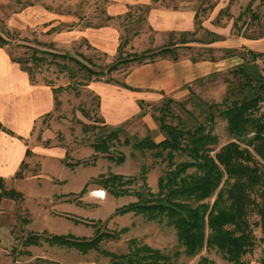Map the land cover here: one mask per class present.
Masks as SVG:
<instances>
[{"label":"rangeland","instance_id":"1","mask_svg":"<svg viewBox=\"0 0 264 264\" xmlns=\"http://www.w3.org/2000/svg\"><path fill=\"white\" fill-rule=\"evenodd\" d=\"M37 2L45 10V16L36 18L23 16L31 11L24 4ZM245 0H2L0 1V30L8 36L4 42L11 54H19V61L28 65L31 71L40 73L52 84L60 83L55 89L59 100L42 115V123L34 134L33 129L23 140L29 150L23 157L26 164L20 175L12 170L3 171L5 185L20 189L17 197L0 195V264H122L110 261L109 255L94 246L80 249L73 244L49 241L41 233L49 230H70L78 234H89L92 230L90 219L99 227H125L114 235H102L98 239L101 246L123 250L128 237L158 245L162 249L179 247L171 223L163 216H148L144 211L125 209L112 211L115 203L134 197L132 191L112 193L96 180L88 179L81 190H77L82 180L98 169L119 170L132 173L129 186L139 184L155 188L156 174L165 165V158L150 152V147L139 148L128 140H121L124 133L140 135L147 131L152 137L161 135L152 116L155 104L163 92L180 98L181 103L171 100V107L182 117L191 120L202 118L204 102L193 101L184 81L205 99H219L225 91V75L231 76L227 66L240 58L254 60L264 74L261 54L253 58L245 53V46L264 50V0H249V7H243ZM219 11H216L217 7ZM195 8V15L186 10ZM253 11V13L250 12ZM181 15L177 23L169 21V11ZM190 12V11H189ZM238 12V13H237ZM237 13V14H236ZM188 14V15H187ZM197 19H194V18ZM238 23L234 27L231 19ZM172 22V23H171ZM50 24V27H46ZM173 33L181 27L191 29L196 37L175 40V56L167 53L155 54L151 59L133 60L119 63L108 70L115 77L134 80L139 75L151 72L154 80L161 81L141 84L139 88L121 85L115 80L101 76H89L74 81L65 69L53 58L65 60L75 68V76H82V68L62 55H51L47 50L34 49L43 53L42 58L30 56L29 44L37 47L68 50L85 59L88 55L93 66L103 65L115 53V43L119 36L129 33L123 48H139L157 44L167 36L168 28ZM237 28V30H235ZM11 29V30H10ZM219 35L209 36L212 32ZM186 33H189L187 31ZM233 46L234 52H227L225 46ZM243 50V51H242ZM244 54H240V52ZM86 60V59H85ZM208 60L212 66L208 65ZM172 62L183 68L184 79L174 86H167ZM197 67V68H196ZM161 69L160 73L158 70ZM186 69V70H185ZM71 79V80H70ZM70 80V81H68ZM75 85V86H74ZM143 98V111L137 113L136 97ZM220 102H218L219 104ZM264 105V96L259 107ZM79 106L87 109L83 113ZM209 129L215 132L213 147L230 137L225 129L224 116L214 105ZM173 118V117H172ZM100 120L108 124H118L117 137L112 136L108 150L121 152L117 158L106 150L95 149L90 140L94 137L96 125L82 127L81 121ZM247 130L246 133H249ZM240 143H244L240 139ZM118 154V153H117ZM181 153L174 156L179 157ZM62 157L69 160L66 163ZM140 163L143 167L139 169ZM17 164V162H16ZM13 169V168H12ZM144 182V183H142ZM101 186L103 193L92 192L94 186ZM211 195H209L210 197ZM73 216L77 218L74 219ZM255 243L249 251L247 264H264L259 256H264V228L261 229L257 212L250 208L247 212ZM36 230L40 235L36 241L22 243L20 236L27 230ZM198 252H205L214 264H233L213 245H201L192 253L179 251L176 258L183 264H194ZM46 260H49L45 262Z\"/></svg>","mask_w":264,"mask_h":264},{"label":"trees","instance_id":"2","mask_svg":"<svg viewBox=\"0 0 264 264\" xmlns=\"http://www.w3.org/2000/svg\"><path fill=\"white\" fill-rule=\"evenodd\" d=\"M243 7H249V0H245ZM219 9L218 6L216 11ZM250 12L253 13L251 9ZM195 13L194 8L193 15ZM231 23L234 27H238L234 18L231 19ZM46 27H50V24ZM187 31L189 33H186ZM212 33L209 36L219 35L217 31ZM128 34L124 33L118 37L114 55L99 66L91 65L88 62L91 61L88 55L83 54L85 60L65 49L57 50L29 44L31 48L29 54L33 58H42L43 53L33 52L34 49L39 48L47 50L51 55L70 57L77 68L83 69L82 76H75V68L65 60L53 59L59 66H65L66 72L73 76L74 81H81L89 76H101L130 88H139L141 87L139 84L129 82L123 77H115L109 74L108 70L130 59L136 61L151 59L155 54L167 53L174 57L176 39L196 37L187 27L179 28L176 33H173V28L170 27L166 38L160 43L124 49L123 43L128 38ZM7 40L8 36L0 30V43ZM233 48V46H225L227 52H234ZM244 50L251 58L255 54H261L264 61L263 49L245 46ZM242 51L241 55L244 54ZM10 55L18 60L20 58L19 54L10 53ZM26 68L31 76V68L28 65ZM226 69L231 76H224L225 91L219 99H205L196 94L186 81L183 82L192 93L189 97L193 101L204 102L202 118L193 117L187 120L182 117L170 105L171 100L181 103V99L163 92V89L158 87L162 91V97L155 104L156 108L152 111V116L161 135L154 138L145 131L140 135L130 132L121 136V140H128L131 135L129 141L132 145L139 148L150 147L151 153L165 158V165L156 174L155 188L143 184L131 187L128 181L134 177V174H124L112 169H98L94 174L84 178L77 188L78 191L81 190L85 182L91 179L96 180L112 193L132 191L134 197L115 203L112 211L131 209L144 211L148 216L162 215L164 220L173 226L179 247L162 249L143 240L136 241L134 236L128 237L127 246L123 250L101 246L98 243L100 236L114 235L119 229L124 228L125 224L115 228L99 227L93 218L89 220L92 224L89 234H78L70 230H49L43 231L41 236L49 241L73 244L80 249L87 246L97 247L109 255L110 261L116 260L122 264H183L176 258L177 253L179 251L192 253L201 245L215 246L233 264H247L248 257L245 252L255 243V234L247 216L250 208L256 210L259 226L261 229L264 228V105L259 107V101L264 96V74L254 60L243 57ZM59 86L60 83L51 85L53 105L59 100L55 92ZM142 100L140 95L136 97L137 113L144 109ZM211 105H214L224 116L225 129L230 134V137L218 143L216 147L212 144L215 140V132L209 129L213 115ZM79 109L87 114L85 107L79 106ZM81 125L84 128L87 125H96L97 130L90 140L93 148L106 150L108 155H115L117 158L121 156L120 151L117 154L108 150L110 138L117 137L118 124H108L104 120L97 123L91 119L82 120ZM0 127L12 131L1 122ZM247 130L250 132L246 133ZM240 139L244 143H240ZM28 150V146L24 145L23 152ZM176 153L182 155L175 157ZM62 160L69 163L64 157ZM25 164L26 160L20 156L12 173L20 175ZM142 167L143 164L140 163L139 169ZM20 193L19 188L5 185L0 173V195L17 197ZM39 235L36 230L29 229L20 236V241L22 243L36 241ZM258 258L264 263V256ZM47 261L49 260L45 262ZM194 264H214V262L205 252H198Z\"/></svg>","mask_w":264,"mask_h":264},{"label":"crops","instance_id":"3","mask_svg":"<svg viewBox=\"0 0 264 264\" xmlns=\"http://www.w3.org/2000/svg\"><path fill=\"white\" fill-rule=\"evenodd\" d=\"M25 6L31 9L23 14L27 21L31 16H36V18L41 17L42 14L43 17L45 16L44 8L36 1L22 5V7ZM193 10L192 8L186 11L193 13ZM174 13V10L167 13L169 21L179 23L183 18ZM261 41L264 42V37ZM208 65L212 66L210 60H208ZM160 71L162 70L159 69L158 72ZM150 74L152 75L151 72L144 73L130 81L124 79L139 85H151L156 81L165 85L158 81V78L154 80ZM184 77L183 68L172 62V72L167 86L179 84ZM51 85L52 83L46 81L36 71H33L30 76L26 66L10 55L4 43H0V122L12 130L9 132L0 127V173L15 167L19 157L25 154L23 152L24 145H26L23 140L24 135L30 133L32 129L35 134L42 123L43 113L53 106Z\"/></svg>","mask_w":264,"mask_h":264},{"label":"bare ground","instance_id":"4","mask_svg":"<svg viewBox=\"0 0 264 264\" xmlns=\"http://www.w3.org/2000/svg\"><path fill=\"white\" fill-rule=\"evenodd\" d=\"M92 192L97 195H101L103 193V189L101 186L97 185L92 188Z\"/></svg>","mask_w":264,"mask_h":264}]
</instances>
